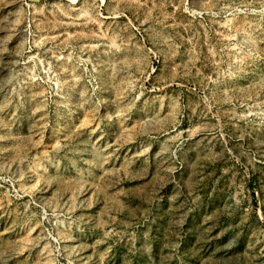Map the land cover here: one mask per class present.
I'll use <instances>...</instances> for the list:
<instances>
[{
  "label": "rangeland",
  "instance_id": "374dc122",
  "mask_svg": "<svg viewBox=\"0 0 264 264\" xmlns=\"http://www.w3.org/2000/svg\"><path fill=\"white\" fill-rule=\"evenodd\" d=\"M0 264H264V0H0Z\"/></svg>",
  "mask_w": 264,
  "mask_h": 264
}]
</instances>
